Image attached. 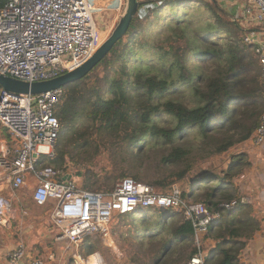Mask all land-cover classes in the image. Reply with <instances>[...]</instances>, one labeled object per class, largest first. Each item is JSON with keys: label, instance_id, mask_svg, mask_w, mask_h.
Returning a JSON list of instances; mask_svg holds the SVG:
<instances>
[{"label": "trees", "instance_id": "obj_1", "mask_svg": "<svg viewBox=\"0 0 264 264\" xmlns=\"http://www.w3.org/2000/svg\"><path fill=\"white\" fill-rule=\"evenodd\" d=\"M138 1L126 33L87 74L62 87L60 132L54 156L44 163L63 172L79 166L81 188L110 192L124 178L146 181L124 164L100 167L113 179L107 186L95 169L85 173L83 163L102 152L156 157L160 172L146 183L163 192L176 184L183 200L213 210L238 201L221 209L203 239L213 244L203 250L206 264H244L240 253L260 228L258 219L239 203L236 161L224 168L207 160L250 141L264 112L260 60L244 42L250 29L224 0ZM197 143L205 159L194 156ZM116 218L123 222L115 223L122 227L118 238L126 239L128 227L138 244L129 252L122 248L124 261L112 264H180L195 253L191 222L171 208H141ZM88 238L85 256L95 249Z\"/></svg>", "mask_w": 264, "mask_h": 264}, {"label": "built area", "instance_id": "obj_2", "mask_svg": "<svg viewBox=\"0 0 264 264\" xmlns=\"http://www.w3.org/2000/svg\"><path fill=\"white\" fill-rule=\"evenodd\" d=\"M124 4L125 0H1L0 73L32 83L75 69L107 39ZM229 4L236 7L234 18L250 29L244 33V42L253 46L260 60L264 96V0H231ZM62 94V88L40 94L0 89V124L13 143L9 151L3 144L0 155V225H9L16 192L26 190L36 206L52 203L48 216L57 239L63 240L62 252L82 264L80 243L87 237L99 236L106 247L117 251L111 228L115 216L141 208H171L189 220L193 229L196 250L183 264H206L203 239L209 226L238 201L223 202L222 210H213L201 202L183 200L176 184L169 192H159L153 184L132 178L117 181L110 192L84 190L70 172L55 170L40 158L54 156L60 132L56 106ZM247 145L264 153V112ZM248 200L241 197L239 203ZM24 256L25 244L20 241L8 253V264H20ZM89 257L87 264H104L99 253ZM53 259L50 255L49 260ZM32 264L44 263L36 259Z\"/></svg>", "mask_w": 264, "mask_h": 264}, {"label": "rangeland", "instance_id": "obj_3", "mask_svg": "<svg viewBox=\"0 0 264 264\" xmlns=\"http://www.w3.org/2000/svg\"><path fill=\"white\" fill-rule=\"evenodd\" d=\"M229 3H231V0H228L227 4ZM3 144L6 145L7 151H9L11 149V146L13 145L5 128L0 124V155ZM204 149L205 148L202 146V144H195L193 146L194 156H202V158L205 159L206 151ZM104 155H107V153L102 152L101 155L94 157L91 160V163H83L84 167L86 168L83 171L87 173V170L95 169L100 175L101 180L103 182L105 181L107 186L113 183V179H106L105 177H103L104 172L100 167L105 166V170L111 171L115 166V168H120L124 164L123 166L127 167V172L129 174L138 170L139 172H141L140 174L142 180L146 182L153 181L158 175L157 172H160L158 169L159 162L157 161L156 157L152 155L148 158H144V160H136L131 156H125L126 158L124 159V157L121 156L122 154L119 155L115 153H111V156L108 157ZM208 157L209 159L207 160V162L217 167L226 168L229 163L236 161L234 162L233 170H235L236 172L235 181L238 187V194L240 197H247L249 199L246 203L247 205H245L247 206L246 209H248V207L251 209H248V213L253 214L258 219L260 225V228L255 232L253 239L249 240L247 242V245L242 248L240 253V260L244 264H264V153H262L260 150H256L253 146L247 145V142H245L239 143L221 154H211ZM8 158H11L10 154H8ZM40 158L43 160L48 159V157L46 156H41ZM75 168H79V166H76ZM75 168L70 166L67 172H70L73 175V179L79 185H81L82 178L75 174ZM155 188L158 187L155 186ZM158 189H160L159 192H163L161 188ZM27 198L24 197L25 203L29 202V199ZM31 205L32 203L29 206ZM41 212L42 210H37L36 208H34V217L32 221H38L40 223V226L43 225V229L46 230V228L48 227L44 228V225L48 226L49 223L46 216L44 217V213ZM118 221L121 220L116 218L115 220L113 219L111 223L113 240L117 247L116 252L111 248L106 247L97 236L89 237V240L87 241L88 244H91L95 247L94 252L91 255H93L94 253H99L103 259L104 264H112V261H117L119 263L124 261L125 258L121 252L122 248L129 252L133 250L134 247L138 244L137 240H132L133 236L131 235V231L128 227L126 228V234L124 236L126 237V239L118 238V234L122 231L121 225H115V223H117ZM121 223L123 222L121 221ZM85 240L86 238L80 243L79 249L82 264H87L88 260L92 259V257H89L90 255H84L86 249V245H84L86 244ZM63 244V240L58 241L59 247H62ZM211 244H213L211 240H205L204 242L205 248ZM34 246L37 248L47 246H50L51 248L55 247L54 244L49 242V240L44 241L43 244L36 243ZM182 249L189 250V247L184 246ZM181 253L183 252L181 251ZM182 260L186 262L185 259ZM184 261H181L180 264H183ZM63 264L77 263L73 261L68 254H65Z\"/></svg>", "mask_w": 264, "mask_h": 264}, {"label": "crops", "instance_id": "obj_4", "mask_svg": "<svg viewBox=\"0 0 264 264\" xmlns=\"http://www.w3.org/2000/svg\"><path fill=\"white\" fill-rule=\"evenodd\" d=\"M3 193L10 195L6 189ZM24 197H28V203H25ZM31 203L32 205L29 206ZM34 208L42 210L41 213H44V217L46 216L49 223L48 226L44 225V228L48 227L46 230L43 229V225L40 226L38 221H32ZM51 208V202L45 206H36L26 190L16 192L10 223L8 226L0 225V264H8V253L16 248L20 241L25 244V256L20 264H32L36 259H42L44 264H63L65 254L62 252V247L58 246V232L48 216ZM46 240H49L55 247L37 248L34 246L36 243L43 244ZM50 255H53V260H49Z\"/></svg>", "mask_w": 264, "mask_h": 264}, {"label": "water", "instance_id": "obj_5", "mask_svg": "<svg viewBox=\"0 0 264 264\" xmlns=\"http://www.w3.org/2000/svg\"><path fill=\"white\" fill-rule=\"evenodd\" d=\"M139 5L138 0H125L120 19L99 49L75 69L43 81L27 82L0 73V89L14 94H40L74 82L87 74L113 45L126 33ZM69 174L67 178L69 179Z\"/></svg>", "mask_w": 264, "mask_h": 264}]
</instances>
